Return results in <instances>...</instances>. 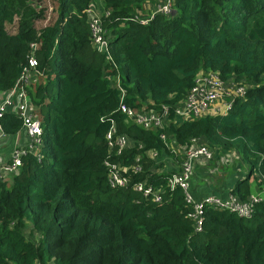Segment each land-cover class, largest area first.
<instances>
[{
  "label": "trees",
  "instance_id": "trees-1",
  "mask_svg": "<svg viewBox=\"0 0 264 264\" xmlns=\"http://www.w3.org/2000/svg\"><path fill=\"white\" fill-rule=\"evenodd\" d=\"M160 2L0 0V96L34 54L42 75L28 93L43 128L40 156H23L19 171L0 181V264H264V200L250 218L208 207L197 231L180 188L167 187L155 202L132 186L164 188L170 172L158 169L173 156L168 144L184 150L197 138L214 152L209 170L247 166L233 195L246 200L253 185L263 186L264 0H172L170 14L133 19ZM92 4L110 12L103 15L110 59L93 45ZM209 72L245 84V96L226 114L175 121L195 79ZM117 76L130 106H168L169 123L147 130L127 121ZM113 121L132 142L120 157L106 138ZM1 125L15 134L22 121L6 112ZM138 154L143 171H129L128 187H112L106 161L131 166Z\"/></svg>",
  "mask_w": 264,
  "mask_h": 264
},
{
  "label": "built area",
  "instance_id": "built-area-1",
  "mask_svg": "<svg viewBox=\"0 0 264 264\" xmlns=\"http://www.w3.org/2000/svg\"><path fill=\"white\" fill-rule=\"evenodd\" d=\"M52 10L53 8L50 6L49 14L44 21V25L49 24ZM87 12L92 30L93 45L98 51L105 53L110 59V40L108 31L103 24V15L108 17L110 12L101 10L95 4H92ZM171 12L172 0H161L150 15H148L147 12L140 11L133 19L140 21L142 24H147L157 13L170 14ZM30 47L32 53L38 49L36 43H32ZM38 66L37 57L31 54L14 86L3 96H0V139L4 138L7 134L1 125V118L6 112H12L19 116L22 121V128L25 130L28 137V144L15 148L11 160L4 162L0 159V181L4 177L19 171L23 156L30 152L40 156V148L43 145V128L41 120L36 114V108L28 93V87L36 81L37 75H42L38 70ZM115 84L121 92L118 111L126 116L127 121L147 130L161 129L169 123L170 108L168 106H164L162 111L132 107L125 101L126 91L121 85L119 76L115 79ZM246 91L247 86L245 84L225 81L214 72L200 74L195 79V84L188 92L184 102L175 108V121H187L207 115L226 114L232 108L235 99L244 97ZM161 137L166 141V134H162ZM106 138L108 139L110 149H114L118 157L122 156L125 150L132 146L130 138L119 131L114 121L106 134ZM192 140L194 141L193 145L184 150H179L174 147V143L168 144L169 149L172 150L173 161L178 165V168L170 172V176L164 188L162 185L154 186L146 181H140L132 185L134 190L142 193L148 198L151 197L155 202H162L167 187L171 190L180 188L183 191L185 200L192 205L189 217L193 220L197 231L202 229L205 209L208 207L228 210L245 218L252 217L256 204L264 200V184L263 186H258L261 190L251 193L246 200H242L233 194L229 195L227 198L217 195H208L201 200H197L194 197L191 191V181L195 171L194 165L198 160H203L205 162L210 161L214 156V152L206 144L201 143L199 138ZM140 148L143 149L142 144H140ZM147 155L151 159H157L159 153L156 150H149L147 151ZM142 160V154L136 156L135 162L131 166H126L119 160H107L106 165L109 169L110 185L114 188L128 187L131 184L129 171L135 174L142 172L144 169Z\"/></svg>",
  "mask_w": 264,
  "mask_h": 264
},
{
  "label": "crops",
  "instance_id": "crops-1",
  "mask_svg": "<svg viewBox=\"0 0 264 264\" xmlns=\"http://www.w3.org/2000/svg\"><path fill=\"white\" fill-rule=\"evenodd\" d=\"M157 1V0H156ZM100 4V1H98ZM98 4V5H99ZM150 2L147 7H152ZM28 144V137L23 128L15 134H6V136L0 139V159L4 162L11 160L12 153L15 148L26 146ZM207 163L208 161H201ZM161 168L158 171L173 172L177 170V164L170 156H164L161 159ZM204 166V165H202ZM206 167V166H204ZM244 166L236 163V166L222 171L221 173H215V170L207 167L206 169H195V177L192 180V194L197 200H201L208 195H217L223 198H227L233 194L232 189L235 186L238 179L244 177ZM217 174L218 176H214ZM261 190L256 184L252 186V193Z\"/></svg>",
  "mask_w": 264,
  "mask_h": 264
},
{
  "label": "rangeland",
  "instance_id": "rangeland-1",
  "mask_svg": "<svg viewBox=\"0 0 264 264\" xmlns=\"http://www.w3.org/2000/svg\"><path fill=\"white\" fill-rule=\"evenodd\" d=\"M147 12H148V11H147ZM145 14H147V13H145ZM51 19H52V18H51ZM50 21H51V20H50ZM39 25L42 26V25H43V21H40V22H39ZM9 31H10V32H15V29L13 28V25H12V26H9ZM201 161H202V160H201ZM200 163H201V165H203V162H200ZM208 163H209V162H208ZM213 163L215 164V162H213ZM205 166H206V167L203 166L204 168H203V167H202V168H203V169H206L207 167H210L211 165H209V164L206 163ZM227 166H228V165H222V166L216 167V170L219 169V168H220L221 170H222V169H225V170H226V167H227ZM229 167H231V166H229ZM243 169H244V173H243V174L246 175L247 172H248V168H247V166L244 165V168H243ZM224 173H225V171H224ZM214 176H218V175H217V174H214ZM194 177H195V171H194V175H193L192 180L194 179ZM191 189H192V181H191Z\"/></svg>",
  "mask_w": 264,
  "mask_h": 264
}]
</instances>
